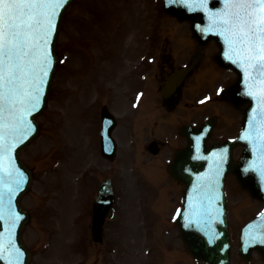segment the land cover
Masks as SVG:
<instances>
[{
    "label": "snow or ice",
    "instance_id": "1",
    "mask_svg": "<svg viewBox=\"0 0 264 264\" xmlns=\"http://www.w3.org/2000/svg\"><path fill=\"white\" fill-rule=\"evenodd\" d=\"M64 2L0 0V113L5 111L6 105L9 114L16 116L18 104L29 105L16 116L19 122L32 111H38L40 84L47 75L49 56L41 48V42L47 45L48 36L55 27L56 9ZM179 2L189 11H204L207 7V0ZM207 19L209 27L198 30L224 38L228 44V60L239 64L248 75L246 94L264 104V0H223V7L208 13ZM37 67L42 73L39 78ZM0 128L6 132L9 125L5 123ZM260 139L264 142V133ZM3 141L4 135L0 134V152L6 153L12 146ZM249 169L259 171L264 178V167L253 163Z\"/></svg>",
    "mask_w": 264,
    "mask_h": 264
},
{
    "label": "rangeland",
    "instance_id": "2",
    "mask_svg": "<svg viewBox=\"0 0 264 264\" xmlns=\"http://www.w3.org/2000/svg\"><path fill=\"white\" fill-rule=\"evenodd\" d=\"M138 5L140 8H142L143 9V7H145V8H147V9H149V0H136V3H135V5ZM124 8H126V6H124ZM57 80H58V77H57ZM57 80H56V85H55V88H56V86H57ZM55 90V89H54ZM53 95H54V93H53ZM53 98H52V102H51V106H53L54 105V103H53ZM50 112V110L46 113V114H44V116H42V118H41V120H43L44 121V119H45V117L48 115V113ZM243 213H244V211H243ZM56 242H57V240H56ZM56 242H55V244H56ZM162 254H168V257L170 256V254L168 253V250L166 251V252H162ZM185 255V254H184ZM49 258L48 257H46V258H44V259H42V261H40L38 258L36 259V264H48V262H47V260H48ZM158 262L160 261V256L158 257Z\"/></svg>",
    "mask_w": 264,
    "mask_h": 264
},
{
    "label": "water",
    "instance_id": "3",
    "mask_svg": "<svg viewBox=\"0 0 264 264\" xmlns=\"http://www.w3.org/2000/svg\"><path fill=\"white\" fill-rule=\"evenodd\" d=\"M49 36H50V34H49Z\"/></svg>",
    "mask_w": 264,
    "mask_h": 264
}]
</instances>
